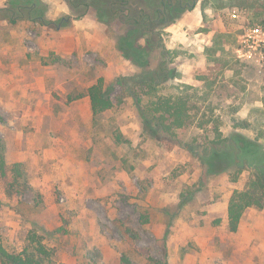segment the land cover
Listing matches in <instances>:
<instances>
[{
  "label": "rangeland",
  "instance_id": "rangeland-1",
  "mask_svg": "<svg viewBox=\"0 0 264 264\" xmlns=\"http://www.w3.org/2000/svg\"><path fill=\"white\" fill-rule=\"evenodd\" d=\"M45 1L53 20L72 13L66 0ZM126 30L118 19L101 21L94 6L59 29L0 20L5 247L21 252L37 233L51 253L46 264H123V256L131 264H264V205L247 208L237 231L229 227L230 199L255 175L251 158L243 168L212 172L200 156L230 136L264 148V0H197L167 27V47L183 53L181 76L162 92L184 83L202 92L205 77L226 85L213 103L196 99L193 122L174 136L146 131L132 96L93 112L87 90L100 77L111 87L142 70L118 47ZM218 33L227 66L209 59ZM160 60L157 50L152 66ZM11 131L23 135V162L7 160Z\"/></svg>",
  "mask_w": 264,
  "mask_h": 264
},
{
  "label": "trees",
  "instance_id": "trees-1",
  "mask_svg": "<svg viewBox=\"0 0 264 264\" xmlns=\"http://www.w3.org/2000/svg\"><path fill=\"white\" fill-rule=\"evenodd\" d=\"M66 1L72 13L53 20L48 17L49 4L45 0H7V3L0 7V20H8L12 24L27 20L59 29L66 27L74 16L78 19L86 16L94 6L101 21L109 23L118 19L126 25L127 30L120 35L118 47L125 58L142 70L133 75L119 76L111 87L106 84L104 77H100L91 85L87 94L90 96L94 114L122 104L126 95L132 96L143 117L146 131L160 138L167 134L174 136L176 129L193 122L194 115L191 111L198 108L196 99L213 103V95L226 87L224 84L217 86L215 80L205 77L207 88L202 92L200 87L186 83L178 84L177 91L173 93L162 92L168 80L181 76L176 67V59L183 53L180 48L167 47L166 29L176 23L188 8L195 6L197 0ZM223 36L222 33L215 35L208 53L211 61L227 66L230 60L225 58ZM157 50L160 51L161 60L157 67H153L152 58ZM219 51L222 55L218 56ZM117 85L121 87L120 92H115ZM220 141L225 142L226 146H220ZM220 141H212L210 147L206 146L200 151L201 158L211 167L212 172H221L232 167L243 168L249 162L248 158H251V166L255 170L254 178L248 187L236 190L229 202V227L232 231H237L247 208L264 205V148L256 147L255 142L246 138L245 142L238 140L236 136ZM20 166L21 163H15L12 167L17 178L22 176ZM0 174L5 179L9 175L1 143ZM128 230L132 232L130 228ZM28 243L23 251L11 252L5 247L0 236V257L3 263L46 264L51 253L43 243L42 237L37 233H30ZM122 262L131 264L127 256L122 257Z\"/></svg>",
  "mask_w": 264,
  "mask_h": 264
},
{
  "label": "crops",
  "instance_id": "crops-1",
  "mask_svg": "<svg viewBox=\"0 0 264 264\" xmlns=\"http://www.w3.org/2000/svg\"><path fill=\"white\" fill-rule=\"evenodd\" d=\"M13 135L6 136L7 142L6 144L9 146L10 142L14 144V150H8L7 152V160L9 162H23L26 160V150L24 149V138L21 136V132L11 131ZM23 132V131H22ZM29 142H34L31 139ZM27 156V155H26Z\"/></svg>",
  "mask_w": 264,
  "mask_h": 264
}]
</instances>
